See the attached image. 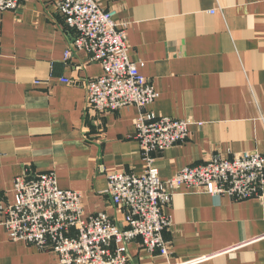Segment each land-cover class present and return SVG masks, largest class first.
I'll list each match as a JSON object with an SVG mask.
<instances>
[{
    "label": "crops",
    "instance_id": "0c3cea01",
    "mask_svg": "<svg viewBox=\"0 0 264 264\" xmlns=\"http://www.w3.org/2000/svg\"><path fill=\"white\" fill-rule=\"evenodd\" d=\"M58 1L0 12V264L59 260L52 250L9 238L1 212L15 202L16 178L52 172L61 189L81 194L84 215L105 213L125 227L107 177L146 169L134 126L142 111L89 109L87 84L103 70L85 51L64 60L76 33ZM97 4L128 26V58L144 64L141 75L159 93L146 110L190 123L187 140L155 155L161 180L213 158L264 157V0ZM165 212L172 218L164 234L169 256L151 255L136 240L130 264H264V199L180 186Z\"/></svg>",
    "mask_w": 264,
    "mask_h": 264
},
{
    "label": "built area",
    "instance_id": "2783aa9c",
    "mask_svg": "<svg viewBox=\"0 0 264 264\" xmlns=\"http://www.w3.org/2000/svg\"><path fill=\"white\" fill-rule=\"evenodd\" d=\"M30 1L0 0V12H17ZM56 10L76 33L64 60L85 51L102 67V75L87 84L89 109L103 115L132 105L142 111L134 126L146 169L141 176L114 172L107 177V195L124 214L125 227L105 213L84 215L81 194L61 189L52 172L16 178L15 202L1 212L12 241L52 250L58 264H130L128 246L136 240L151 255L169 256L164 234L172 218L165 210L180 186L236 201L264 199V157L254 152L230 160L213 158L161 180L155 155L187 140L190 123L146 110L159 93L141 75L144 64L129 60L128 26L117 22L116 11L101 9L97 0H60Z\"/></svg>",
    "mask_w": 264,
    "mask_h": 264
}]
</instances>
